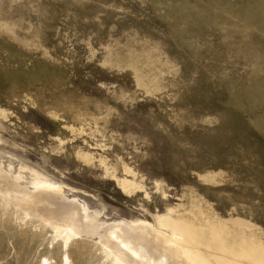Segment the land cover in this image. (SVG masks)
Listing matches in <instances>:
<instances>
[{
	"label": "rangeland",
	"instance_id": "1",
	"mask_svg": "<svg viewBox=\"0 0 264 264\" xmlns=\"http://www.w3.org/2000/svg\"><path fill=\"white\" fill-rule=\"evenodd\" d=\"M3 107L2 169L78 190L100 231L191 202L264 231V0H0ZM99 158L144 191L121 193ZM15 211L0 264L57 262ZM89 248L75 264L100 262Z\"/></svg>",
	"mask_w": 264,
	"mask_h": 264
},
{
	"label": "bare ground",
	"instance_id": "2",
	"mask_svg": "<svg viewBox=\"0 0 264 264\" xmlns=\"http://www.w3.org/2000/svg\"><path fill=\"white\" fill-rule=\"evenodd\" d=\"M5 118L3 107L0 120ZM62 126L75 131L71 125ZM77 157L84 164L95 159L90 152L81 150ZM98 160L121 193L134 196L144 191L143 184L134 179L135 173L129 168H124L125 176H117L114 170H109L104 158ZM28 170L30 179L23 184L25 177L19 172L4 170L0 165V209L13 204L17 219L50 232L46 247L49 253L58 254L57 262L51 255L42 254L37 264H75L71 248L82 243L98 252L101 257L98 264H264V231L243 220L227 221L209 215L191 202L188 207L179 204L168 208L157 214L153 222H116L100 231L98 214H89L76 198L68 199L65 195L66 190L71 193L78 190L53 182L34 169ZM166 198L164 193L163 199ZM18 209L22 210L20 215ZM85 253L82 248H75L78 258Z\"/></svg>",
	"mask_w": 264,
	"mask_h": 264
}]
</instances>
